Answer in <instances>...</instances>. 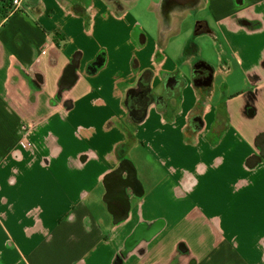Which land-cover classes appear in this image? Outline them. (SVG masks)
Listing matches in <instances>:
<instances>
[{
    "label": "crops",
    "instance_id": "0c3cea01",
    "mask_svg": "<svg viewBox=\"0 0 264 264\" xmlns=\"http://www.w3.org/2000/svg\"><path fill=\"white\" fill-rule=\"evenodd\" d=\"M153 3L156 37L109 0H24L4 26L0 13V264H264V0H198V22L212 31L201 38L212 41L217 65L192 52L182 62L178 39L170 57L164 50L179 33V8ZM100 50L106 66L87 75ZM76 57V82L63 89ZM177 63L191 74L196 63L218 70L209 99ZM145 71L157 94L167 76L185 82L176 112L150 106L135 124L125 93ZM218 77L243 85L220 84L228 91L215 102ZM193 113L200 128L189 126ZM126 131L134 137L127 158L135 166L130 151L142 145L162 176L154 180L153 168L138 164L142 197L131 198L128 220L116 227L104 182L120 180ZM158 221L163 228L150 242L122 255L139 223Z\"/></svg>",
    "mask_w": 264,
    "mask_h": 264
},
{
    "label": "water",
    "instance_id": "95a60500",
    "mask_svg": "<svg viewBox=\"0 0 264 264\" xmlns=\"http://www.w3.org/2000/svg\"><path fill=\"white\" fill-rule=\"evenodd\" d=\"M134 1V0H133ZM176 2H179L178 0H160L161 5L163 7H167L170 4H176ZM160 7V10L163 8ZM165 30V26L163 27ZM78 58H74L71 64H69L66 69L64 70L61 86L63 89H68L72 87L76 82V75L75 70L77 67ZM151 73L146 72L144 73L141 78H139L138 83L136 84L137 88L129 89V93L135 91L136 89L140 88V94L135 96H128L126 97L125 101V108L128 111V116L130 120L133 121V123H141L144 121L147 110L152 104H156L159 106H162L165 104V101H162V98L158 97L155 98L153 95L147 91V86L150 85L151 80ZM168 77V76H167ZM165 77L163 86L166 89V86L168 85V80L173 81L172 83H176V85L179 84L178 80H175L174 78ZM149 83V84H148ZM201 119L199 118L200 122L199 128L201 125ZM196 121V120H195ZM195 128H198V126H195ZM131 134V133H130ZM129 134V135H130ZM132 135V134H131ZM134 142V139H131V142L128 141L124 144H121L117 148V155L119 150H122L121 156L118 155L120 158V164L118 167V171H116V174H119L120 177V183H118L117 186L114 188L110 187V181L105 178L104 182V188L106 191L104 201L107 204V211L112 217V223L114 225H118L123 223L124 221L128 220L130 215V210L132 208L131 204V198L137 197L140 199L142 197V186L141 183L137 179V172L135 169V166L132 164V162L127 158V151L128 148L132 145ZM256 161V158H252L249 160L248 164H252ZM122 177V179H121ZM113 196V198L111 197ZM116 197V199H114ZM160 228H156L155 224L148 227L144 224H139L133 231V233L127 238L125 241V249L127 251H132L135 249L136 246H138L142 241L144 242H150L159 232ZM180 251L183 253L186 252V249L183 245L180 246Z\"/></svg>",
    "mask_w": 264,
    "mask_h": 264
},
{
    "label": "rangeland",
    "instance_id": "374dc122",
    "mask_svg": "<svg viewBox=\"0 0 264 264\" xmlns=\"http://www.w3.org/2000/svg\"><path fill=\"white\" fill-rule=\"evenodd\" d=\"M151 1L154 2V3H158L159 2V0H136L135 2H133L131 4L125 5L123 11H120V10L119 11L122 14H126L129 17H131L132 19L136 20L137 24H139L141 26V28L145 31L144 32L145 34L146 33L149 34V35L153 34L156 37L157 34H158V17L156 16V13L153 12L152 9L149 7V5L151 4ZM23 4H24V1L22 3V10H23ZM8 9L9 8H8V5H7V11H8ZM116 11H118V10H116ZM20 13H17V14H20ZM202 14L204 16L208 17V13L206 11H203ZM14 15H16V14H14ZM14 15H12V16H14ZM4 16L2 18V21L4 20ZM12 16H10V18ZM199 17H200V15H198V13L197 14H186V15H183V16L179 17L177 19V24L179 26V33L176 34L175 36L169 38L170 44L164 51H166L167 54H169V56L172 57L176 53V49H177V46L174 45V42L176 41V39H178V40H181L182 43H185L184 44L185 45V52L188 51V48H191V47L195 48L196 54L192 53V55H190L191 58H193L196 61L200 60V59H202L203 61L204 60H206V61L208 60L210 63H212V64H208V65H217V64L214 63L215 58L212 57V55L214 54V46H213L212 41H210L209 39H206V38H201L200 34L196 35V33H195V31L197 29V23L199 21ZM146 18L149 19L148 26L145 25V19ZM162 32H164L163 29H162ZM179 53H181V50H180ZM188 55H189V52L186 55V57H188ZM180 60H181V58H180ZM181 61L183 62V60H181ZM182 64L183 63H179V64L177 63V67L181 71V75L183 77H185L187 80L191 79L190 70L183 69L182 68ZM212 69H213V71L218 72V70H215L214 68H212ZM220 73L223 74L222 72H220ZM238 76L239 75H237V72H236L233 78H238ZM178 81H183V80L182 79H178ZM216 81L219 83V85L216 88L218 90L216 91L215 102H218L222 88L227 89V91H228V84L225 87L221 86L220 84L224 85V84H226V82L232 81V83H229V85L231 87L243 85L242 81H240V80H236V81H234L233 79L228 80L225 77H218V78H216ZM224 99H225V96L220 99V103ZM177 104H176V106H177ZM194 128H195V126H194ZM22 133H24V132L22 131ZM130 156H131V159L135 163V166L137 168V177L139 178L140 181H141L140 172H142V169H138V164L139 163H140V165L143 164V163L148 164L150 167L153 168L154 172H153L152 175H154V180H157V179H159L162 176L160 167L149 157V152L145 151V149H144V147L142 145H140V144L134 145V148L131 149V151H130ZM75 178L76 179L80 178L78 173L75 174ZM123 223H125V221ZM123 223H121V224H123ZM121 224L114 225V226L117 227V226H119ZM151 226H152V224H151ZM134 229L132 231H134ZM146 243L147 242L142 243L141 245L145 246ZM121 249H122V247H121ZM122 250H123L122 251L123 252L122 255L124 253H128V252H136V253L138 252V251H136L137 249L133 250V251H126L124 247H123Z\"/></svg>",
    "mask_w": 264,
    "mask_h": 264
},
{
    "label": "flooded vegetation",
    "instance_id": "af4514ba",
    "mask_svg": "<svg viewBox=\"0 0 264 264\" xmlns=\"http://www.w3.org/2000/svg\"><path fill=\"white\" fill-rule=\"evenodd\" d=\"M178 1L179 2H182V1L185 2V1H188V0H178ZM133 2H134L133 0H109L110 5L113 6L114 8H116V10H118V11L119 10L123 11L125 5L131 4ZM196 6L197 5H194V3L186 4L183 7V9L179 8L176 14H177V16H183V15H186V14H197L198 10H197ZM163 33L164 32H162V34ZM195 33H196V35H199V34L200 35L201 34L211 35L212 31H210L209 29L204 28V26L202 24H199V22H198L197 23V29H196ZM188 52L189 53L192 52L193 54H195L196 50H195L194 47L188 48V51L184 52L183 56L181 57V58H183V60L186 58V55L188 54ZM200 66H201L200 63L194 64V66L192 68L193 72L191 74V79H192L193 82L195 81L196 84L200 83L201 91H202L203 95L205 97H207V99H209L210 95H211V88H212L211 87L212 86L211 81H212L213 70L212 69L203 70V68H200ZM146 72H150V71H145L144 73H146ZM151 76H152V73H151ZM167 78H169V77H167ZM171 78H174L175 80L182 79L183 81H179V84L176 85V83H172L173 81L168 80V85L166 86V89L164 88V86H162V91L159 94H157L153 90H151L150 85L147 86V91H149L153 95V97H155V98L160 97V98H162V101L163 100L165 101V104L162 105V106H159V105H156V104H152L151 105V106H155L158 109V112H160V114H162V116H164V114H167V113L171 114V113L176 112V110H177L176 104L179 103V99H180V91H179V89H181V87H182V85L184 83V79L181 76H176V77H171ZM151 80H152V77H151ZM151 80H150V82H151ZM133 88H137V86L135 85ZM139 94H140V88L136 89L135 91H133L131 93H129V91L127 90L126 93H125L124 107H125V101H126L127 95L128 96H135V95L137 96ZM147 113H148V110H147ZM199 118L200 117L197 114H194V113L191 114V116L189 118V126H199L198 125L200 123V122H198ZM135 124H137V123H135ZM126 132L127 133H126L125 141L126 142H128V141L131 142V139H134L133 134L131 135L130 132H128V131H126ZM121 154H122V150L119 152V156H121ZM107 179L110 181L111 177L108 176ZM113 182H114V185H112ZM118 183H120V180L119 181L111 180L110 187H114L116 184L118 185ZM111 197L113 198V196H111ZM114 199H116V197ZM116 203H117V199H116ZM141 223L144 224V225L147 224L148 227L151 226V224L146 223V222H141ZM141 223H139V224H141ZM142 243H145V242L142 241L139 245H141Z\"/></svg>",
    "mask_w": 264,
    "mask_h": 264
},
{
    "label": "trees",
    "instance_id": "16d2710c",
    "mask_svg": "<svg viewBox=\"0 0 264 264\" xmlns=\"http://www.w3.org/2000/svg\"><path fill=\"white\" fill-rule=\"evenodd\" d=\"M11 2V0H0V13H3V15H5L8 11H7V5L9 6V3ZM76 8V9H75ZM75 11L77 14H83L84 12L82 10H80L78 8V6L76 5L75 7ZM77 9H79L77 11ZM85 26L86 29L88 30L90 28V20L89 19H85ZM163 51V47L160 46V48L158 49V61H160L162 59L161 53ZM181 60H183V58H181ZM107 63V55H106V51L105 50H100L96 57L87 65L86 68V73L87 75H91L94 76L96 75L98 72H100L102 69H104V67L106 66ZM110 124L107 125V127H109ZM220 137L218 138H213L212 142L210 141V143H212V145H215L218 141H219ZM155 227L156 228H163V221H158L155 222ZM152 224V225H154ZM122 262V260L116 259V264H120Z\"/></svg>",
    "mask_w": 264,
    "mask_h": 264
},
{
    "label": "built area",
    "instance_id": "2783aa9c",
    "mask_svg": "<svg viewBox=\"0 0 264 264\" xmlns=\"http://www.w3.org/2000/svg\"><path fill=\"white\" fill-rule=\"evenodd\" d=\"M24 0H11L9 3L8 12L4 16V20L2 21V25L6 24L10 18V16L20 13L22 11V3Z\"/></svg>",
    "mask_w": 264,
    "mask_h": 264
},
{
    "label": "bare ground",
    "instance_id": "6f19581e",
    "mask_svg": "<svg viewBox=\"0 0 264 264\" xmlns=\"http://www.w3.org/2000/svg\"><path fill=\"white\" fill-rule=\"evenodd\" d=\"M194 3V5H196L198 3V0H188V1H185V2H176V6L178 8H183L186 4H192Z\"/></svg>",
    "mask_w": 264,
    "mask_h": 264
}]
</instances>
